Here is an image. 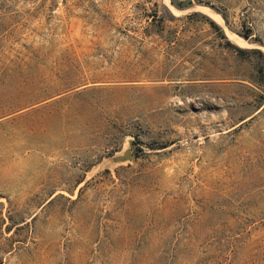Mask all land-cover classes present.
Instances as JSON below:
<instances>
[{
	"label": "rangeland",
	"instance_id": "obj_1",
	"mask_svg": "<svg viewBox=\"0 0 264 264\" xmlns=\"http://www.w3.org/2000/svg\"><path fill=\"white\" fill-rule=\"evenodd\" d=\"M0 264H264V0H0Z\"/></svg>",
	"mask_w": 264,
	"mask_h": 264
},
{
	"label": "water",
	"instance_id": "obj_2",
	"mask_svg": "<svg viewBox=\"0 0 264 264\" xmlns=\"http://www.w3.org/2000/svg\"><path fill=\"white\" fill-rule=\"evenodd\" d=\"M128 157V154H126V156L123 159H126Z\"/></svg>",
	"mask_w": 264,
	"mask_h": 264
}]
</instances>
